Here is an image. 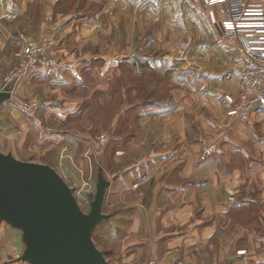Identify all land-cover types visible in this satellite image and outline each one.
<instances>
[{
	"label": "crops",
	"instance_id": "0c3cea01",
	"mask_svg": "<svg viewBox=\"0 0 264 264\" xmlns=\"http://www.w3.org/2000/svg\"><path fill=\"white\" fill-rule=\"evenodd\" d=\"M95 1L102 3L96 13L83 10ZM195 1L0 0V66L17 62L23 36L37 39L45 61L12 79L14 90L40 100L45 115H74L85 101L79 91L86 101L109 96L110 68L131 56L140 60L146 47L166 52L150 59L156 70L198 52L197 73L182 74L169 101L140 113L152 144L166 150L136 154L121 172L127 180L148 178L134 191L156 195L149 205L136 204L134 241L139 249L149 242L150 260L159 264H264V114L228 115L224 98L240 93L244 45L225 36L222 8L207 23ZM9 109L0 105V112ZM7 227L0 225V242ZM19 235L14 245L22 254Z\"/></svg>",
	"mask_w": 264,
	"mask_h": 264
},
{
	"label": "rangeland",
	"instance_id": "374dc122",
	"mask_svg": "<svg viewBox=\"0 0 264 264\" xmlns=\"http://www.w3.org/2000/svg\"><path fill=\"white\" fill-rule=\"evenodd\" d=\"M197 5L200 10H205L207 23L209 19L212 20L210 10L201 2L197 1ZM66 6L62 5V9ZM101 6V1L86 2L83 10L96 13ZM26 41L41 47L40 61H45L44 49L39 41L23 36L20 51L16 54L17 62H5V65L0 66V90L12 79L29 76L41 64L26 73L20 72ZM194 46L191 43V48ZM148 47L140 53V60L137 59L138 55L131 56L110 68L114 78L110 81L109 96L97 98L94 95L86 101V91H79L80 95L85 96V101L74 115L66 112L45 115L40 100L23 97L18 88L8 101L12 109L0 112V151L11 153L22 161L54 168L74 189L75 197L85 213L90 211V203L96 195L99 169H103L108 180L117 178L109 187L103 205V213L109 215L110 219L101 223L93 235L95 244L109 264H147L150 260L149 242L139 249L138 243L134 241L133 222L136 204L143 202L149 205L151 200L156 199V195L147 188L142 192L134 191L139 182H148V178L127 180L120 175L125 166L133 163L136 154L146 155L152 147L166 150L163 144H152L154 142L151 141L150 130L140 125V113L143 109H153L169 101L172 89L181 83L182 74H196L203 58L191 49L190 55L179 57L156 70L150 59H162L166 52L163 49L149 50ZM177 50L175 53L182 52L180 48ZM172 76H175L174 81ZM226 96L233 95H225L224 100L228 105ZM26 105L30 107L29 110L24 109ZM229 110L227 113L232 116ZM152 139L160 143L157 138ZM235 200L234 196L229 197L230 202ZM0 225L8 226L5 222ZM9 227L6 229L8 235L0 242V264H27L17 261L22 255L21 248L17 245L18 250L15 251L17 247L14 244L17 240L19 244L20 231L17 233Z\"/></svg>",
	"mask_w": 264,
	"mask_h": 264
},
{
	"label": "water",
	"instance_id": "95a60500",
	"mask_svg": "<svg viewBox=\"0 0 264 264\" xmlns=\"http://www.w3.org/2000/svg\"><path fill=\"white\" fill-rule=\"evenodd\" d=\"M15 82L0 90V105ZM111 181L99 169L91 209L85 213L74 189L51 166L22 161L0 151V221L22 235L19 261L27 264H109L94 242L98 226L110 219L103 205Z\"/></svg>",
	"mask_w": 264,
	"mask_h": 264
},
{
	"label": "built area",
	"instance_id": "2783aa9c",
	"mask_svg": "<svg viewBox=\"0 0 264 264\" xmlns=\"http://www.w3.org/2000/svg\"><path fill=\"white\" fill-rule=\"evenodd\" d=\"M213 14L220 7L224 15L227 38L240 39L244 45L245 61L240 69L241 90L237 98L226 96L229 114L243 111L264 114V0H196ZM42 50L38 44L26 41L20 67L21 73L35 69L41 63ZM14 90L12 91L13 96ZM29 110V106H24ZM234 200V198H230ZM147 264H159L150 260ZM169 264H184L182 260H171Z\"/></svg>",
	"mask_w": 264,
	"mask_h": 264
}]
</instances>
